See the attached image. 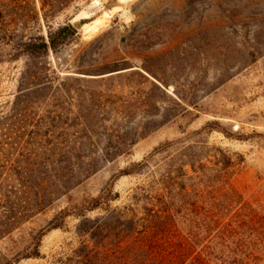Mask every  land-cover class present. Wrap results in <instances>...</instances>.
I'll return each mask as SVG.
<instances>
[{
  "label": "rangeland",
  "instance_id": "374dc122",
  "mask_svg": "<svg viewBox=\"0 0 264 264\" xmlns=\"http://www.w3.org/2000/svg\"><path fill=\"white\" fill-rule=\"evenodd\" d=\"M67 20L78 37L49 54L54 88L35 105H14L24 60L0 64V173L69 182L36 214L34 178L1 191L0 213L23 223L0 237V264L65 262L75 214L131 205L155 176L208 194L227 160L243 199L203 247L264 264V0H75L50 25Z\"/></svg>",
  "mask_w": 264,
  "mask_h": 264
},
{
  "label": "trees",
  "instance_id": "16d2710c",
  "mask_svg": "<svg viewBox=\"0 0 264 264\" xmlns=\"http://www.w3.org/2000/svg\"><path fill=\"white\" fill-rule=\"evenodd\" d=\"M38 1L40 6L37 9L35 1L0 0V64L24 60L14 101L15 108L19 109L35 105L39 97L54 88L52 74L55 72L49 66V54H55L78 37L77 28L68 20L56 28L50 25L75 0ZM40 18L48 29L46 37L41 33ZM231 164L227 160L216 171L215 185L208 194L202 188L197 190L192 186L171 187L168 176H155L152 183L134 190L131 205L115 209L107 206L104 215L93 219L86 215L88 211L96 210L97 204L75 214L79 220L76 234L82 241L76 249L70 250V259L59 260L56 264H217L216 261L230 264L228 261L236 254L217 253L214 248L207 252L203 241L206 234L212 236L217 231L221 213L243 199L234 186L233 173L229 172ZM31 176L0 173L1 199L4 197L1 191L7 190L8 185L22 186L34 178L35 186L43 191L31 198L35 202L32 213L36 214L51 203L52 198L57 199L68 191L69 182L63 176L48 180ZM183 177L192 179L188 174ZM74 180L78 181L77 186L79 177L74 176ZM217 200L220 210L215 208ZM207 205H210V211L203 215L206 213L203 207ZM237 213L240 211L235 216ZM64 220L65 216L62 222ZM22 223L17 216L11 219V215L0 213V237L12 233ZM53 227L63 229V224ZM212 239L214 241L216 236ZM34 251L17 254L16 261L39 258L38 245ZM0 258L6 261L3 256Z\"/></svg>",
  "mask_w": 264,
  "mask_h": 264
}]
</instances>
